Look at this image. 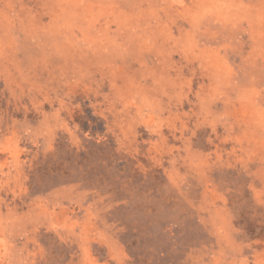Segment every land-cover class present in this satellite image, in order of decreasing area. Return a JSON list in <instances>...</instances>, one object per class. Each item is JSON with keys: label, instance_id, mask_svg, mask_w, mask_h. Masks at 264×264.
<instances>
[{"label": "rangeland", "instance_id": "374dc122", "mask_svg": "<svg viewBox=\"0 0 264 264\" xmlns=\"http://www.w3.org/2000/svg\"><path fill=\"white\" fill-rule=\"evenodd\" d=\"M0 264H264V0H0Z\"/></svg>", "mask_w": 264, "mask_h": 264}, {"label": "trees", "instance_id": "16d2710c", "mask_svg": "<svg viewBox=\"0 0 264 264\" xmlns=\"http://www.w3.org/2000/svg\"><path fill=\"white\" fill-rule=\"evenodd\" d=\"M243 223L241 222V225H242ZM244 228L246 229V230H249V228H248V226H244Z\"/></svg>", "mask_w": 264, "mask_h": 264}]
</instances>
